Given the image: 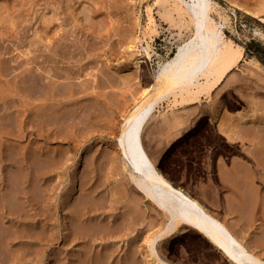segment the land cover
<instances>
[{"label": "bare ground", "instance_id": "6f19581e", "mask_svg": "<svg viewBox=\"0 0 264 264\" xmlns=\"http://www.w3.org/2000/svg\"><path fill=\"white\" fill-rule=\"evenodd\" d=\"M224 1L233 11L241 10L256 17L260 21L258 25L264 28V0H249L248 3L241 0ZM137 3L140 8L145 6L146 22L143 25L140 14H133ZM126 5L132 9L129 11L132 12L130 15L133 14L131 17L129 13L126 14L128 19H124L121 14L123 8H127ZM41 6L45 11L42 9L44 12L41 10L40 15L38 10ZM154 7L158 8L160 18L169 25L177 26L185 38L177 45L172 56L157 63L155 70L147 71L144 65L146 60L140 58L151 57L150 42L159 34L158 23L153 14ZM21 15H33L32 19L38 23L33 29L38 38L28 40L26 44L35 49L43 40L47 55L43 59L44 75L37 69L28 68L26 74L29 75L25 78L24 73V78H21L23 84L18 82L17 85L15 82L12 87L7 84V95L16 94L26 99L22 100L24 106L15 112V127L19 131L23 127L27 128L26 119H29L32 123L29 125L31 139L40 137L44 141L40 144L37 142V145L27 150L28 166L21 165V170L25 169L26 172H23L24 177L20 175L22 188L15 194L20 202L19 209L26 206L29 197L23 184L30 180L33 182L31 187L36 186L35 183L39 188L42 187L39 192L42 193V200L44 184L51 180L53 173H57L62 156L69 149H78L85 143L86 139L81 136L83 128L102 125L109 129L106 143H113L118 148L121 162L127 171L118 187L111 189L114 201L121 197L118 201L122 205L121 217L117 218L124 225H107V213L96 217L95 211L99 205L92 203V199L86 198L82 202L78 201L79 203L66 199V219L75 228L69 234L66 233L64 241L72 240L85 247L84 250L78 249L76 254L74 252L73 264H111L117 250L114 247L116 235H119L117 229L124 227L128 230L133 227L131 223H135L148 210L160 212L163 217L160 225L146 230L150 232L145 235L144 256L147 260L149 257V261L182 264L181 261L161 256L158 246L182 228L188 227L204 238L229 264H264V132L259 134L258 145L251 152L252 163L246 164L245 161L243 164L241 162L231 168L221 169V180L235 191L234 196L228 197L226 201L228 216L220 214L185 186L171 179L155 164L145 146V125L161 103L167 101L168 105L185 106L196 103L202 94H206L208 98L210 92L242 60L243 46L225 35L224 25L228 24V16L222 7L220 9L219 3L216 0H3L0 3V28L15 31ZM138 29L139 33H136ZM77 33L87 35L86 44L91 48L96 47V39H104L103 36L108 37L111 33L118 35L117 45L130 50L131 54L139 50L138 43L142 44L144 55L131 57L134 69L130 74L121 76L119 70H112L116 75L120 73L119 77L132 81L131 85L134 84L135 89L142 87L139 94L120 108L118 118L111 109V101L106 98L109 91L105 90V84L98 78L93 82L86 78L90 72L85 73L84 67L93 55L87 54L86 47L84 51H80L82 45L77 50L69 38L71 35L75 37ZM259 33L263 35L262 32ZM91 60L96 62V56ZM110 66L104 63L99 70L111 71ZM112 71L110 82L115 75ZM1 92L3 90L0 94ZM2 96L0 95L1 98ZM114 108L117 109L115 106ZM174 118L176 122L177 116ZM177 123H180L179 120ZM226 137L236 140L237 136L226 132ZM51 143H56L57 146H51ZM20 154L23 155L24 151ZM40 161H47L48 164L41 166ZM30 196V207L37 209L41 206L40 198L32 194ZM6 206L4 207L7 208ZM253 221L259 225H255L254 232L251 233L244 225ZM117 240L118 237L116 242ZM95 246H102V252H105L101 253L99 249L96 252ZM132 251H125L123 264L137 263L139 257L136 254L139 250ZM67 255L70 256V253ZM68 258L65 256L62 259L63 264H69ZM114 264H122V258Z\"/></svg>", "mask_w": 264, "mask_h": 264}, {"label": "rangeland", "instance_id": "374dc122", "mask_svg": "<svg viewBox=\"0 0 264 264\" xmlns=\"http://www.w3.org/2000/svg\"><path fill=\"white\" fill-rule=\"evenodd\" d=\"M216 1L220 9L222 7L228 16V24L224 25L225 35L243 46L242 60L210 92L208 98L206 94H202L196 103L185 106L168 105L167 101L161 103L153 114L154 116L152 115L153 118L151 117L145 125L144 140L146 149L154 158L155 164L169 177H172L171 179L185 186L220 214L228 216L226 201L228 197L234 196L235 191L221 180V169H228L237 163L242 162L243 164L245 161L246 164L252 163L251 152L258 145L256 143L259 142V134L264 132V28L258 25L260 21L256 17L241 10L233 11L224 0ZM241 1L248 3L249 0ZM138 5L137 3L133 14H140V22L143 25L146 22L145 6L140 8ZM41 7L38 10L40 15L45 11ZM124 8L123 10L128 12L121 11V14L124 15V19H128L133 15L129 12L132 9L129 6ZM157 9L154 7L153 14L158 23L159 34L150 42L151 57L140 58L146 60L144 65L147 71L155 70L157 63L172 56L177 45L185 38V35L180 34L177 26L169 25L160 18ZM32 16L21 15L16 24L20 27L18 26L15 31H7L1 27L2 32L0 33V91L3 90L0 95L5 93V97L4 95L0 97V264H63L65 256L69 257V264H73L78 249L84 250L85 247L72 240L64 241L66 233L69 234L75 228V225L72 227L73 224L67 222L64 209L65 200H75L79 203L86 198L92 199V203L99 205L95 211L96 217L107 213V225H112V227L124 225L118 219L121 217L120 211L122 210V205L118 202L121 197L114 201L111 189L118 187L127 171L121 162L118 148L113 143L108 145L105 141L109 137L108 128L102 125L83 128L81 136L82 139H86L85 143L78 149H69L66 155L62 156L57 173H53L51 180L44 184L46 193L44 192L43 198L45 199L41 200L42 193L39 194L42 187L39 188L37 183H35L36 186L31 187L33 182L29 180L23 184L24 190L29 192V200L27 199L26 206L19 209L20 202L15 194L20 187L22 188L20 181L25 169L21 170L23 168L21 165L28 166V151L32 146L37 145V142L40 144L44 141L40 137H35V140L31 139L29 130L32 123L29 119H26L27 128L17 130L14 121L15 112L24 106L22 100L26 99L16 94L7 95L9 93L6 91L7 84L8 87L14 86L15 82L17 85H19L18 82L23 84L21 78L29 70L28 68L37 69L40 74L44 75L45 62L43 59L47 51H45L46 46L44 47L43 40L39 39L42 41L35 49L26 44L28 43L26 41L38 38L33 31L38 23L32 19ZM136 33H139V29ZM71 36L69 38L77 50L83 46L79 49L80 51H84L86 47L88 48L86 49L87 54L93 55V59L96 56V62H93L92 58L88 59L89 63L84 67V71L85 73L90 72V75L87 74V77H84L90 79L91 82L98 78L105 84V90L109 91L106 98L111 101L113 105L111 109L118 118L120 108L142 90L141 86L135 89V85H131L132 81L119 77L120 73H118L121 72V76L130 74L129 72L134 69L131 57L144 55L142 44L138 43L137 49L139 50L131 54L130 50L117 45L119 37L116 34L111 33L108 37L103 36L104 39H96L95 48L86 44L88 38L85 33H77L75 37ZM104 63L111 65V71L119 70L118 75L112 71L113 74L115 73L111 79L112 82L109 81L111 71L99 70ZM174 116H177L180 123H177V120L174 122ZM226 132L237 136L236 140L227 138ZM52 144L56 145V143H51V146ZM23 151L25 155L20 154ZM40 162H42L41 166L48 164L47 161ZM40 183L43 185L41 181ZM30 193L41 200V206L37 209L30 207L32 203ZM2 204L8 205L7 208ZM162 221L163 217L160 212L148 210L135 223H131L133 227L128 230L124 227L117 229L121 237L116 235L118 240L116 242L117 237L114 240V247L117 250L114 252L115 257L113 256L111 264L121 258L123 264L125 251L133 249L139 250L136 254L139 258L135 264H160L157 261H149V257L147 260L144 255L146 253L145 235L150 232L146 230H151L152 226L154 229ZM147 225L151 226L147 227ZM255 225L259 224L253 221L244 227L252 233ZM101 247L95 246V251L99 249L101 253H104ZM158 251L160 255L162 254L161 256L164 255L172 261L173 259L181 261L182 264H229L204 238L188 227L182 228L168 241L161 242ZM69 253L70 256L67 255Z\"/></svg>", "mask_w": 264, "mask_h": 264}]
</instances>
